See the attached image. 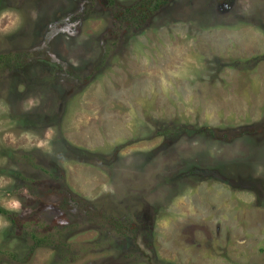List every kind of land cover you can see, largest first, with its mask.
Returning <instances> with one entry per match:
<instances>
[{
  "label": "rangeland",
  "instance_id": "1",
  "mask_svg": "<svg viewBox=\"0 0 264 264\" xmlns=\"http://www.w3.org/2000/svg\"><path fill=\"white\" fill-rule=\"evenodd\" d=\"M230 1L0 0V264H264V0Z\"/></svg>",
  "mask_w": 264,
  "mask_h": 264
},
{
  "label": "trees",
  "instance_id": "2",
  "mask_svg": "<svg viewBox=\"0 0 264 264\" xmlns=\"http://www.w3.org/2000/svg\"><path fill=\"white\" fill-rule=\"evenodd\" d=\"M164 2V0H156L155 4H154V9H157V7L159 5H162ZM129 11V10H128ZM126 11V12H128ZM147 11L149 10H139V11H134V12H131L127 17L124 18V20H127L129 23H132V24H135L136 26H139L141 24V22H143L145 20V18L147 17ZM125 12V13H126ZM122 17H119V18H116V19H120ZM102 58H104V56L102 55ZM20 67L21 65L16 68V70H20ZM0 214H3L4 216H6L11 222L13 223H17V220L21 219L17 216H15V214H12L10 213L9 211L5 210V209H1L0 208ZM133 217H134V212H133ZM135 218V217H134ZM110 219V218H109ZM107 217H105V222H107V220H109ZM141 219H143L142 215L140 217H136V222L137 224L141 222ZM21 221V220H20ZM126 221V223H125ZM110 224H111V227L112 229L114 230V233L115 234H119L120 237H130V238H134L135 237V227L132 226L127 219H118V218H114L112 221L109 220ZM139 226V225H138ZM31 236L33 238L36 239L37 237V234L36 233H32ZM41 239L38 241L39 243L38 244H42V241L46 240V236L45 235H41ZM100 244L97 243V247L99 246ZM107 244H104L102 243V245L100 246H106ZM64 246V245H63ZM58 247V246H56ZM56 249V252L59 253V250L60 248H55ZM99 251V250H98Z\"/></svg>",
  "mask_w": 264,
  "mask_h": 264
},
{
  "label": "flooded vegetation",
  "instance_id": "3",
  "mask_svg": "<svg viewBox=\"0 0 264 264\" xmlns=\"http://www.w3.org/2000/svg\"><path fill=\"white\" fill-rule=\"evenodd\" d=\"M228 3H230L231 5V1L230 0H222V2H220V4H217V7H220L218 8L219 11L225 9V8H228ZM221 7H224V8H221Z\"/></svg>",
  "mask_w": 264,
  "mask_h": 264
}]
</instances>
